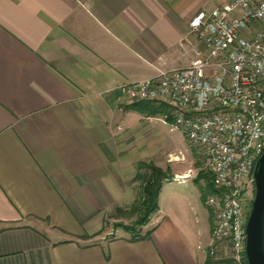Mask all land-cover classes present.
I'll return each mask as SVG.
<instances>
[{"label":"crops","instance_id":"obj_1","mask_svg":"<svg viewBox=\"0 0 264 264\" xmlns=\"http://www.w3.org/2000/svg\"><path fill=\"white\" fill-rule=\"evenodd\" d=\"M228 1L0 0V264H206L211 213L195 198L206 231L188 224L186 170L146 237L109 220L174 132L129 109L125 86L188 65L192 18Z\"/></svg>","mask_w":264,"mask_h":264},{"label":"built area","instance_id":"obj_2","mask_svg":"<svg viewBox=\"0 0 264 264\" xmlns=\"http://www.w3.org/2000/svg\"><path fill=\"white\" fill-rule=\"evenodd\" d=\"M190 27L199 45L188 65L124 90L134 101L166 103L173 122L164 121L203 150L218 191L207 197L211 254L247 264L254 169L264 152V0L203 9Z\"/></svg>","mask_w":264,"mask_h":264},{"label":"rangeland","instance_id":"obj_3","mask_svg":"<svg viewBox=\"0 0 264 264\" xmlns=\"http://www.w3.org/2000/svg\"><path fill=\"white\" fill-rule=\"evenodd\" d=\"M124 99L126 101H129L130 103L136 102L133 99H131L126 92H125ZM169 125H170L169 127H171V124ZM173 130L174 132L172 133L168 132V138H170V136L172 137V148L170 146V148H167L166 151H164V149L163 150L159 149V152L155 160L158 162L161 168L165 171V173L169 176H172L174 172H176V170H180V169L186 170V173L189 176L195 177V178L196 177L198 178L200 173L206 174L207 180L206 179L201 180V183L206 188L207 184L210 183L212 179L210 180V177H209V173L211 172L208 168L207 159L203 153V150L200 147L192 145L188 141V139L186 138V136L184 135L182 131L178 129H173ZM142 173H145V170H142ZM148 173L150 172L148 171ZM143 185L144 184H142L141 182H137V189L135 191L136 198H137L138 191H140V189L143 188L142 187ZM179 187L183 188L187 192V194H189V196L191 195L190 197L192 201L191 203L188 204V207H187V201L186 200L183 201L184 208H185V214H187L188 224L190 225L192 229L198 230L200 228L201 231H203L204 233L206 231V226H204L205 221H203L202 219L201 212L198 215V210H197L198 203L197 202L199 201L200 207L204 211L205 216L207 215L209 216V214L211 213V219L213 221V213L210 207L207 205V198H206V201H204V199L201 200L200 195H202V192L199 189V186L196 184V182H194V180H188L187 182L180 184ZM195 198L197 202H195L194 200ZM132 206L128 209H124L123 213H120L119 209L114 211L113 213L114 216L111 217V219L109 220V224H111L112 226H116L119 223H124V224L134 223L137 218V215L131 214L133 212L131 209ZM203 226L205 228H203ZM118 228H121V227H118ZM211 230H212V226H211ZM203 239L207 240V242L210 241L209 230H207L206 234H204ZM207 242L205 241V243ZM212 244L215 245V243L213 242ZM211 249L212 247L207 250V255L208 254L213 255L214 257L222 258V260L231 258L229 255L216 256L214 254H211L210 252Z\"/></svg>","mask_w":264,"mask_h":264},{"label":"trees","instance_id":"obj_4","mask_svg":"<svg viewBox=\"0 0 264 264\" xmlns=\"http://www.w3.org/2000/svg\"><path fill=\"white\" fill-rule=\"evenodd\" d=\"M129 109L139 110L150 116H159L162 115L163 118H166L168 122H173V116L169 112V106L166 103H156L153 101H136ZM142 170H145V173H142ZM148 171L150 173H148ZM172 176H169L165 171L152 162H141L138 164V173L136 175V181L144 184L138 191L137 198L135 199L132 206V213L136 214L137 218L132 224L119 223L116 225V228L121 227L125 231L131 234V239H139L146 237L149 232L143 233V227L148 224L151 216L159 210V195L163 183ZM210 180L212 181L207 184L206 188L201 183L202 179H206V174L200 173L199 177L195 178L196 184L199 186V189L202 192V199L206 201V198L211 193L218 192L213 183L212 174L209 173ZM207 190V191H205ZM255 194V189H254ZM124 209H119L120 213H123ZM211 252V250H210ZM214 257L213 255H207L206 264H234V259L229 258L222 260V258ZM246 262V261H245ZM248 264V259L247 262Z\"/></svg>","mask_w":264,"mask_h":264},{"label":"water","instance_id":"obj_5","mask_svg":"<svg viewBox=\"0 0 264 264\" xmlns=\"http://www.w3.org/2000/svg\"><path fill=\"white\" fill-rule=\"evenodd\" d=\"M255 196L247 225L248 264H264V152L254 169Z\"/></svg>","mask_w":264,"mask_h":264}]
</instances>
